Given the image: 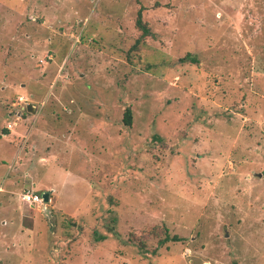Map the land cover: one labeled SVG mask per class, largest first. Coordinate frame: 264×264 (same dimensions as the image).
<instances>
[{"label":"rangeland","instance_id":"374dc122","mask_svg":"<svg viewBox=\"0 0 264 264\" xmlns=\"http://www.w3.org/2000/svg\"><path fill=\"white\" fill-rule=\"evenodd\" d=\"M0 264H264V0H0Z\"/></svg>","mask_w":264,"mask_h":264},{"label":"trees","instance_id":"16d2710c","mask_svg":"<svg viewBox=\"0 0 264 264\" xmlns=\"http://www.w3.org/2000/svg\"><path fill=\"white\" fill-rule=\"evenodd\" d=\"M136 25L137 27L142 31V38L146 37L147 35L151 34V29L148 26V24L143 20V15L142 12L139 11L138 17L136 19ZM138 39L136 46L140 45L141 43V39ZM143 40V39H142ZM181 62H186V61H196L195 58L193 57L192 53H188L185 57L180 58ZM132 120H133V114H132V110L130 108H128L125 112L124 115V121L127 125H131L132 124ZM6 131V129H5ZM8 132V131H7ZM113 229V228H112ZM104 238V237H101ZM167 240H175V241H181L182 238L179 237L178 235H174L173 237L167 236L166 237Z\"/></svg>","mask_w":264,"mask_h":264},{"label":"built area","instance_id":"2783aa9c","mask_svg":"<svg viewBox=\"0 0 264 264\" xmlns=\"http://www.w3.org/2000/svg\"><path fill=\"white\" fill-rule=\"evenodd\" d=\"M23 199L26 200L29 204L32 206H37L39 207L40 210H48V201H46L43 197V195H39L36 192L28 191L25 192L23 195Z\"/></svg>","mask_w":264,"mask_h":264},{"label":"water","instance_id":"95a60500","mask_svg":"<svg viewBox=\"0 0 264 264\" xmlns=\"http://www.w3.org/2000/svg\"><path fill=\"white\" fill-rule=\"evenodd\" d=\"M28 109H29V111H31V112H33V113H35L36 110H37L36 106H34V105H32V104H29V105H28ZM50 194H51V191H47V192L43 193V197H44V199H45L46 201H48V200L50 199Z\"/></svg>","mask_w":264,"mask_h":264}]
</instances>
